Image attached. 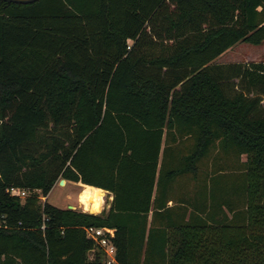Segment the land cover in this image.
Instances as JSON below:
<instances>
[{"label": "trees", "instance_id": "16d2710c", "mask_svg": "<svg viewBox=\"0 0 264 264\" xmlns=\"http://www.w3.org/2000/svg\"><path fill=\"white\" fill-rule=\"evenodd\" d=\"M241 42L264 0H0V264H105L88 226L118 264H264V60L215 62Z\"/></svg>", "mask_w": 264, "mask_h": 264}, {"label": "rangeland", "instance_id": "374dc122", "mask_svg": "<svg viewBox=\"0 0 264 264\" xmlns=\"http://www.w3.org/2000/svg\"><path fill=\"white\" fill-rule=\"evenodd\" d=\"M250 58V59H262L264 60V42L260 45H253L250 43H237L233 49H229L227 52H225L223 55L218 57L216 59V63H223V62H230L241 58ZM212 155L208 157V159L205 160V163L203 166H210V163L212 161ZM244 157H242L243 159ZM60 180V179H59ZM59 180L55 182V184L52 186L50 192L47 195V200L49 203L59 207V208H67L69 205H72L75 207L76 210L83 209L79 205V198L81 195V192L83 191L82 184L75 183L72 181H65L64 185L59 184ZM108 208V200L104 196V201L101 207V210L96 213H100L103 210H106Z\"/></svg>", "mask_w": 264, "mask_h": 264}, {"label": "built area", "instance_id": "2783aa9c", "mask_svg": "<svg viewBox=\"0 0 264 264\" xmlns=\"http://www.w3.org/2000/svg\"><path fill=\"white\" fill-rule=\"evenodd\" d=\"M10 195L23 198L27 190L11 186L7 189ZM45 197H41L44 200ZM86 237L93 240L95 245L100 248L105 264H118L116 259V247L113 243L114 230L106 227H84Z\"/></svg>", "mask_w": 264, "mask_h": 264}, {"label": "bare ground", "instance_id": "6f19581e", "mask_svg": "<svg viewBox=\"0 0 264 264\" xmlns=\"http://www.w3.org/2000/svg\"><path fill=\"white\" fill-rule=\"evenodd\" d=\"M65 184V183H64ZM83 191L79 198V205L83 211L99 212L104 201V193L100 188L82 184Z\"/></svg>", "mask_w": 264, "mask_h": 264}, {"label": "crops", "instance_id": "0c3cea01", "mask_svg": "<svg viewBox=\"0 0 264 264\" xmlns=\"http://www.w3.org/2000/svg\"><path fill=\"white\" fill-rule=\"evenodd\" d=\"M234 46H235V45H234ZM234 46H232L230 49H233ZM228 50H229V49H228ZM228 50H227V51H228ZM227 51H226V52H227ZM224 53H225V52H224ZM224 53H223V54H224ZM223 54H221V55H223ZM221 55H220V56H221ZM220 56H219V57H220ZM247 60H253V59H250V58H247V57H246V58H243V59L241 58V59H237V60H234V61L236 62V61H247ZM255 60H261V59H258V57H257V59H255ZM234 61H233V62H234ZM79 183H80V182H79ZM80 184H81V183H80ZM188 184H189V185H188L189 187L187 188V189H188L187 191H190V190H192V183L189 182ZM100 189H101V188H100ZM101 190L103 191L104 196L107 198V200H108V205H109V202H110L111 199H112V194H111L109 191H107V190H104V189H101ZM102 204H103V203H102ZM169 204H170V202H169Z\"/></svg>", "mask_w": 264, "mask_h": 264}, {"label": "water", "instance_id": "95a60500", "mask_svg": "<svg viewBox=\"0 0 264 264\" xmlns=\"http://www.w3.org/2000/svg\"><path fill=\"white\" fill-rule=\"evenodd\" d=\"M4 1L15 2V3H30V2H33L34 0H4ZM64 183H65V179H60L59 180V184L60 185H64ZM67 208L75 209V207L72 206V205H69ZM89 213H93V212L89 211Z\"/></svg>", "mask_w": 264, "mask_h": 264}]
</instances>
